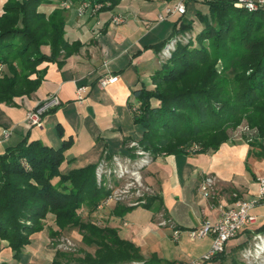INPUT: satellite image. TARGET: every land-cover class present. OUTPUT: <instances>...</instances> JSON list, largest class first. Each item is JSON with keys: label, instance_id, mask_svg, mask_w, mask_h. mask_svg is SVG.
<instances>
[{"label": "trees", "instance_id": "trees-1", "mask_svg": "<svg viewBox=\"0 0 264 264\" xmlns=\"http://www.w3.org/2000/svg\"><path fill=\"white\" fill-rule=\"evenodd\" d=\"M68 1L110 4L101 10H111L121 2ZM44 3L47 1L6 0L2 6L0 67L6 72L0 76V103L11 104L15 97L29 95L41 79L40 64L60 65L76 50L64 37V10L46 15L38 10ZM202 6L194 15L198 30L193 20L183 16L175 22L174 37L193 32V38L186 44L177 42L152 74L151 86L141 85L132 91V102H128L134 123L142 129L138 144L154 157L189 154L195 147L193 153L215 152L231 142L228 130L243 121L257 132L254 139L244 141L262 147L264 8L248 12L235 7L233 0L204 1ZM45 47L49 54L43 52ZM162 48L159 45V50ZM33 74H38L34 80L30 79ZM70 146V140L54 149L25 139L0 154V240L7 243L14 258L52 215L57 231H52L51 237L77 228L82 244L94 248L93 254L80 250L79 257L57 251L52 264H174L155 255L143 259L140 249L120 238L115 228L81 219L80 210L96 211L109 191L97 185L94 165L60 174ZM156 201L152 197L144 207L151 208ZM130 211L118 206L112 214L121 218ZM242 232L264 233V225ZM222 255L211 262H219Z\"/></svg>", "mask_w": 264, "mask_h": 264}, {"label": "crops", "instance_id": "crops-1", "mask_svg": "<svg viewBox=\"0 0 264 264\" xmlns=\"http://www.w3.org/2000/svg\"><path fill=\"white\" fill-rule=\"evenodd\" d=\"M46 1L38 10L46 15L55 9L64 10V37L69 45H76V50L60 65L40 64L37 70L41 75L33 74L30 79H36L37 75L41 79L29 95L15 97L11 104L0 103V154L25 139L41 141L54 149L70 140L71 146L59 167L60 174L65 175L89 165L97 166L102 159L110 160L117 154L129 155L128 145L140 141V126L139 130L133 127L136 133L133 137L131 125L112 119L132 117L128 109L132 91L141 85L151 86V76L161 64L160 53L174 37L175 23L172 26L170 21L186 18L187 6L184 15L174 14L159 22V15L166 16V9L182 0H121L111 10H87L81 16L77 14V4L69 1L72 5L65 9L60 0ZM183 1L186 5L187 0ZM113 18L122 21L116 24ZM189 20L194 21L198 30L195 16ZM159 45H163L161 50ZM42 50L49 54V48ZM113 76L118 77L115 83L105 88L99 86L101 79ZM78 89L83 90L78 93ZM48 97H57L59 105L43 115L41 127L27 125L26 113ZM4 131L9 132L7 138L3 137ZM261 144L262 147H254L243 140L224 143L212 153L152 156L143 175L145 185L157 201L151 208L132 207L121 218L111 212L110 223H118L113 228L119 237L132 242L144 256L155 255L174 264L201 258L209 251L212 238L191 245L185 231L196 229L205 221L216 222L227 207L255 194L257 179L264 178V139ZM207 177L214 178V183L210 196L204 198L200 187ZM252 213L256 223L251 227L264 225V204ZM162 215L166 226L159 225ZM47 218L43 230L31 236L30 244L18 258L0 240V264H52L57 251L65 252L49 245L50 234L57 227L52 215ZM173 231L182 234L175 243L171 240ZM241 238L239 235L231 240L226 249ZM80 239L81 236L78 242L82 244Z\"/></svg>", "mask_w": 264, "mask_h": 264}, {"label": "built area", "instance_id": "built-area-1", "mask_svg": "<svg viewBox=\"0 0 264 264\" xmlns=\"http://www.w3.org/2000/svg\"><path fill=\"white\" fill-rule=\"evenodd\" d=\"M210 1V0H204ZM62 7L69 9L71 3L67 0H60ZM234 6L237 8L245 9L248 12L255 11L264 8V0H233ZM109 3L105 4H91L87 1L80 2L76 6V11L79 16L83 15L87 10L94 12L101 11L104 7H109ZM186 12L185 2L179 1L173 7L166 9L164 15L158 16V21H164L167 17L174 14L184 15ZM122 20L120 18H113V22L118 24ZM176 37H173L160 53V59H167L170 56V50H172ZM1 70V67H0ZM118 80L117 76L104 78L99 81V86L105 88L109 84H113ZM83 89H78V93ZM59 105L57 97H48L37 103V105L26 113L25 121L30 127H41L42 117L50 109L55 108ZM9 136L8 131L3 132V137ZM129 150H132L129 155L119 156L114 155L110 160L102 159L97 165V177L98 182H101L102 174L106 173L109 179H115L113 181V187H111L110 181L107 184L109 195L104 201V204L111 202L127 200V195L131 194L132 190H145V192L152 191L146 185L142 183L143 171L152 162V155L142 149L137 142H131L128 145ZM197 148H193L192 152L196 151ZM132 154L134 157L132 158ZM115 183V185H114ZM122 183V184H121ZM214 183V178L207 177L201 187L200 192L204 198L210 196V189ZM102 184V183H100ZM99 184V185H100ZM106 187V186H105ZM134 198V196H132ZM130 199V198H129ZM143 205L144 200L132 202V207ZM264 204V178L257 179V191L255 194L247 200H237L232 206L227 207L221 212L219 219L211 223L205 221L196 229L187 230L185 234L191 241H199L206 237H211L212 242L209 251L201 258L194 259L187 264H209L211 260L226 251L227 244L235 239L245 228H249L256 223V216L252 213L253 209L257 206ZM166 220L160 221V226H166ZM181 232L173 231L171 233V240L178 242L180 240ZM254 246L253 249H249L248 257L256 260L257 264H264V233H256L254 235ZM70 245V244H69Z\"/></svg>", "mask_w": 264, "mask_h": 264}, {"label": "rangeland", "instance_id": "rangeland-1", "mask_svg": "<svg viewBox=\"0 0 264 264\" xmlns=\"http://www.w3.org/2000/svg\"><path fill=\"white\" fill-rule=\"evenodd\" d=\"M5 2H6V0L4 2L0 1V6H1L0 8H2V6ZM203 2H204V0H187V3H186V6H187V15L186 16L187 17L186 18L191 19L194 17L196 10H202L203 9V6H202ZM176 19H178V17H176L175 19L170 21V23H172V26L176 22ZM193 36H194L193 32H185L182 35L175 36L176 41L174 42L173 48H172V50H170V53L174 50L175 44L177 42L182 43V44H186V43H188V41H190L193 38ZM167 56L169 57V55H167ZM165 60H167V59H162L161 62H163ZM3 69H5V67L1 66L0 76L3 73L2 72ZM112 120H115L116 122L121 121L122 125H125V126H127L128 124L131 125L132 131L130 134H132L133 137L136 136V133L133 130V127L135 128V130H137V129L139 130V127H138L139 125H136L134 123L133 117H130V119L129 118L125 119V116H121L119 119H112ZM256 133H257L256 130L249 129L246 122L243 121L235 129H233V130L229 129L228 130V137L231 140V142L233 143V142H240V141H243L245 139H248V140L254 139L256 136ZM119 148H120V150L122 149L121 146ZM130 152L132 153V150H130ZM117 155H120V154H117ZM133 157H134V154H132V158ZM95 180H96V183L98 186L108 190L107 184L110 181V183H112L111 187H113V181L112 180H115V179H112V178L109 179V176L106 173H104V174H102L101 182H98L97 166H96V168H95ZM100 183H102V184H100ZM142 183H143V185L146 184L144 182V175L143 174H142ZM114 185H115V183H114ZM141 189L142 188H140V191L137 193H136L137 190H132L131 194L127 195V200L111 202V203L106 205V204H104V201L108 197V195H109L108 194L107 197H105L101 201V204L99 205V207L96 211L90 213L86 208L81 209L79 212L81 219L85 222L90 221V222H92V223H94L100 227L111 226V227L117 228V226L119 225L118 223H116V225H113L112 222L110 223V214H111V212H113V210L116 207L121 206V207L128 208V209L132 210V202L139 201L140 199H143L144 203L147 204L148 201L152 197H154V195L151 192H145V190H141ZM132 196H134V198H132ZM145 204H143V205L139 204L138 207L144 206ZM47 219H45L44 225L46 224ZM160 219L161 220H159V221L164 220L163 215ZM159 221H158V223H159ZM255 234L256 233L247 234L245 232H242L241 234H239L242 236L241 240H239V242L235 246L231 247L230 249L227 248L226 251L223 253L224 255H222L223 259L219 260V262L223 261V262H221L222 264H257L256 260L249 258L248 253H246L249 249H253V246L255 243V240H254ZM79 236H81V235H80L77 228H72V229L69 228V229L62 231L60 233V235H58L56 237H51L49 245L52 244V245L56 246V249L64 250L65 253H67L71 256H75V257L80 256V254H79L80 250H84V251H87V252L93 254L94 248L93 247H87L83 244H80L78 242ZM196 242H198V241H191V242H189V244L193 245ZM173 243H175V242H173ZM174 245L175 244H171V247H174ZM238 245H243V246L240 249L236 250V247ZM142 256H143V259L149 258V256H144V255H142ZM263 256H264V252H263ZM224 258H225V260H224ZM219 262H216V264H220ZM130 264H143V263H142V261H135V262H132Z\"/></svg>", "mask_w": 264, "mask_h": 264}, {"label": "water", "instance_id": "water-1", "mask_svg": "<svg viewBox=\"0 0 264 264\" xmlns=\"http://www.w3.org/2000/svg\"><path fill=\"white\" fill-rule=\"evenodd\" d=\"M90 112V111H89Z\"/></svg>", "mask_w": 264, "mask_h": 264}]
</instances>
